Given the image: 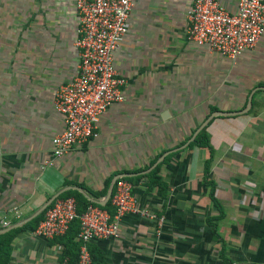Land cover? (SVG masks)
I'll use <instances>...</instances> for the list:
<instances>
[{"label":"crops","instance_id":"1","mask_svg":"<svg viewBox=\"0 0 264 264\" xmlns=\"http://www.w3.org/2000/svg\"><path fill=\"white\" fill-rule=\"evenodd\" d=\"M74 3L0 0V264L73 258L74 232L32 234L48 201L111 211L120 176L163 223L125 215L118 236L91 243L93 264H264V32L229 58L186 38L189 0H132L114 51L123 100L48 165L63 129L53 93L77 71Z\"/></svg>","mask_w":264,"mask_h":264},{"label":"built area","instance_id":"2","mask_svg":"<svg viewBox=\"0 0 264 264\" xmlns=\"http://www.w3.org/2000/svg\"><path fill=\"white\" fill-rule=\"evenodd\" d=\"M189 1L186 38L220 55L236 58L253 48L264 32V0H237L235 12L226 10L220 0ZM74 8L77 71L53 93L54 109L63 117V129L52 137L53 159L45 161L48 165L75 145L98 136L101 115L112 103L123 100L126 82L115 69L114 51L127 33L132 0H75ZM110 205L111 211L88 203L79 211L73 196L56 197L32 234L45 239L61 237L76 220L79 253L73 264H93L89 246L118 236L125 215L163 223L162 216L138 205L132 182L123 176L114 182ZM2 224L8 225L5 221ZM63 264H68L67 258Z\"/></svg>","mask_w":264,"mask_h":264},{"label":"trees","instance_id":"3","mask_svg":"<svg viewBox=\"0 0 264 264\" xmlns=\"http://www.w3.org/2000/svg\"><path fill=\"white\" fill-rule=\"evenodd\" d=\"M196 143L197 144H199V145H204V146H209V144H208V142L205 140V131H204V129L203 130H201L200 132H199V137L197 138V140H196ZM110 202V200L108 201V203ZM77 205H78V210L80 211V210H82L86 205H87V203H84L83 205H80V204H78L77 203ZM108 204H106L105 205V207L107 206ZM70 232H74L75 234H77V232H78V222L75 220L72 224H71V226H70V228H69V230L67 231V233L66 234H69ZM73 233V234H74ZM65 234V235H66ZM74 234V235H75ZM74 235H71V236H74ZM69 239H71V237H69ZM77 253H76V255L72 258V257H70V256H68L67 254H66V252H65V255L63 256L64 258H63V260L65 259V258H67V260H68V264H73L75 261H76V259H77V257H78V253H79V242H77ZM89 248L91 249L90 250V252H91V255H93V253H92V248H91V246H89ZM94 257V255L92 256V258ZM62 260V261H63ZM93 261H94V259H93ZM63 264V263H62Z\"/></svg>","mask_w":264,"mask_h":264},{"label":"water","instance_id":"4","mask_svg":"<svg viewBox=\"0 0 264 264\" xmlns=\"http://www.w3.org/2000/svg\"><path fill=\"white\" fill-rule=\"evenodd\" d=\"M250 98H251V97H250ZM250 98H249V104H250ZM217 114H221V112L213 113L212 116L217 115ZM200 130H201V128L197 129V132H196V133H198ZM112 189H113V185H112V186L110 187V189H109V192H108V195H107V197H106V200H107V199L109 198V196L111 195ZM56 196H57V195H56ZM56 196L52 197V198L48 201V203H50V202H51ZM105 202H106V201L101 202V204L104 205ZM48 203H47V204H48ZM47 204H46L44 207H42L39 211H42V210L47 206ZM39 211H38V212H39ZM5 231H6V229H3V230L0 231V233H3V232H5Z\"/></svg>","mask_w":264,"mask_h":264}]
</instances>
